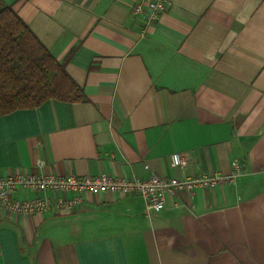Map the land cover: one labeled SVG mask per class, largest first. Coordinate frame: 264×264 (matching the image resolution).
<instances>
[{"label": "crops", "instance_id": "obj_1", "mask_svg": "<svg viewBox=\"0 0 264 264\" xmlns=\"http://www.w3.org/2000/svg\"><path fill=\"white\" fill-rule=\"evenodd\" d=\"M136 1L0 0L85 94L0 116V180L241 175L166 194L151 215L111 193L72 213L0 206V264H264V0H166L145 36ZM175 153L186 167L171 168Z\"/></svg>", "mask_w": 264, "mask_h": 264}, {"label": "built area", "instance_id": "obj_2", "mask_svg": "<svg viewBox=\"0 0 264 264\" xmlns=\"http://www.w3.org/2000/svg\"><path fill=\"white\" fill-rule=\"evenodd\" d=\"M167 10L166 0H137L130 8V17L140 19L144 23L140 35L145 36L148 28L157 24ZM187 164L186 158L177 153L172 154L171 168L180 169ZM36 166L43 167L44 162L38 160ZM241 173L242 167L239 163H235V171L231 175L205 173L183 180L178 178L166 180L156 174L140 178L118 177L104 173L83 177L72 174L55 175L50 172L12 173L8 178L0 180V206L23 216L42 215L50 209L72 213L83 204L85 197L111 193L142 198L148 215H151L165 209L166 194L177 195L180 192L191 194L197 187L215 188L220 184L233 183ZM17 188L30 190L37 195L33 199L19 200L14 197ZM40 194L45 196L41 198Z\"/></svg>", "mask_w": 264, "mask_h": 264}, {"label": "trees", "instance_id": "obj_3", "mask_svg": "<svg viewBox=\"0 0 264 264\" xmlns=\"http://www.w3.org/2000/svg\"><path fill=\"white\" fill-rule=\"evenodd\" d=\"M51 99L79 103L85 94L65 63L8 7L0 12V116L36 109Z\"/></svg>", "mask_w": 264, "mask_h": 264}]
</instances>
